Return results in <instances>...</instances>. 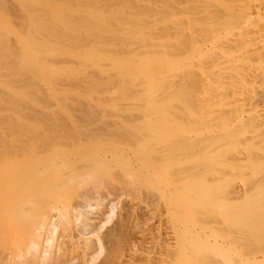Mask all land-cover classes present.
Listing matches in <instances>:
<instances>
[{
    "label": "rangeland",
    "instance_id": "1",
    "mask_svg": "<svg viewBox=\"0 0 264 264\" xmlns=\"http://www.w3.org/2000/svg\"><path fill=\"white\" fill-rule=\"evenodd\" d=\"M4 1L10 3L12 0H0V16L16 22V14L6 9ZM112 1L114 6L111 0H48L49 4L65 6L69 12L70 9H80L83 11L80 14L85 15L89 13L88 9L92 13L97 6L100 13L109 2L112 5L108 9L122 20V9L117 6L121 0ZM147 1L154 5L153 8H160L162 1L168 0ZM175 4L173 11L179 18L189 10L179 0ZM65 7L61 8L66 10ZM140 8L142 14L148 11L145 7ZM36 9L29 10L35 13ZM103 12L107 14V11ZM38 13L37 18L42 17L44 22L48 20L45 25H52L49 21L52 15L49 16L48 11ZM117 15H113L111 22L119 19ZM110 24L105 22L101 33L107 35L110 34V31L106 34L109 27L112 30L118 28L116 23L113 27ZM82 25L81 28L78 26L80 29L74 25L78 30H74L73 35L81 32L77 36H73L69 29L70 33L67 28L56 24L54 27L53 24L52 30L46 26V33L40 32L34 38L39 36L48 49L49 43L53 46V43L61 42L62 48L70 53L76 51L80 54L77 51L80 48L88 52L98 43L100 32L94 30L98 35L92 37L95 28L91 26L89 32L93 33L87 37L88 26L87 30L86 27L82 30ZM15 29L19 33L25 32L19 27ZM5 31L9 29H0V212L6 220L5 223L0 220V262L20 264L23 260H30L32 252L36 257L33 255V263L29 264H117L119 251L126 249L140 231L145 233H142L146 239L143 238L144 246L156 250L168 237L176 233L183 235L192 228V172L196 167L193 162L201 155L195 156L191 144L197 133L203 134L204 129L212 127L214 122H203L206 120L205 111L199 106L194 107L195 104L190 105L191 108L181 105L178 99L187 103L195 101L200 95L199 90L173 89L169 87L170 77L157 78L151 92L154 100L160 101L154 105L146 104L147 92L139 90L136 85L140 79L117 76L118 72L112 71L107 61L95 63L96 67L90 64L91 61L88 65L80 62L83 66L75 52L77 60L73 59L74 56L71 59L67 56L69 58L64 60L63 56L70 54H64L65 51L52 56L53 52H49L52 49L41 52L42 56L37 53L39 62L41 58L46 60L50 53L51 58L57 60L52 59L51 63L47 60L48 64L69 70H63L68 71L67 74L43 78L40 68L38 75L31 63H21L19 58L22 55L13 42L14 35L9 36L10 33ZM82 31L87 33L86 37L81 35ZM111 32L113 37L112 33L109 37L103 38V34V39L100 37V44L104 45L99 44L98 49L103 53L117 54L131 44L128 37L125 36L127 41L121 39L124 37L121 31L119 39L115 36L119 33ZM133 46L140 45L134 43ZM94 50L93 47V54ZM40 64L37 67L42 66ZM5 144L12 148L7 149ZM204 162L202 157L200 169H204ZM203 179L204 176L200 180L202 189ZM69 216H72L70 220ZM184 218L186 225H182ZM11 225L16 230L9 235L6 230ZM52 226L54 231H50ZM252 229L258 232L260 227ZM33 242L39 244L38 251H31L33 249L29 246ZM85 244L92 245V248L89 247L91 251L86 250L84 254Z\"/></svg>",
    "mask_w": 264,
    "mask_h": 264
},
{
    "label": "bare ground",
    "instance_id": "2",
    "mask_svg": "<svg viewBox=\"0 0 264 264\" xmlns=\"http://www.w3.org/2000/svg\"><path fill=\"white\" fill-rule=\"evenodd\" d=\"M123 1H118L120 4H117L122 9L120 14L122 20L108 9L114 2L112 0V4L108 2L106 3L108 7H103L107 14L103 12V9V11L100 9L101 12L98 13V6L97 9L94 8L97 14L94 12L92 14L89 9H84L89 12L87 15L80 14L82 11L80 9H73L74 12L70 9V12L76 14H74L75 17L65 6L58 4L60 6L58 11L57 4L50 3V5L48 0L47 2L12 0L10 3L4 1L6 9L16 14L14 16L16 22L9 21L8 18L7 21L6 17L0 16V29H9L5 32L10 33L9 36L11 34L15 36V39L14 36L11 38L20 49L18 52L22 58L20 59L18 54L17 57L19 56L21 63H31L30 66L34 72H38V75L41 73H39L40 68L43 71L41 73L43 78L56 77L65 73L64 69L69 70L67 67V69L62 68V64L61 69L55 68L53 64L52 67L48 62L57 60L55 57L51 58V55L56 56V52L65 51L64 54L70 52L62 48L61 42L57 43L59 46L56 43L52 46V43L47 42L48 45L51 44L48 49L39 36L34 38L35 35L37 36L40 32L45 34V29L52 28L53 24L54 27L56 24L61 28H67L66 31L69 29L73 35V32H76L74 30L80 29L83 23L82 30H87L88 26L86 31L88 34L82 31L81 35L87 34L86 36L90 37L94 30H99L100 34L94 31L91 35L99 36H97L99 41L95 38L98 43L95 45L97 48L93 46L94 54L93 47L92 50L89 49L90 53L83 52L87 50L83 48L77 50L81 55L74 51L77 54L76 57H79L78 62L83 64L87 62L86 65H88L90 63L88 61H91L90 64L93 63L92 65L96 67L99 62L107 61L108 67L110 65L112 71L118 72L117 76L140 79L136 85L139 90L147 92L144 101L146 104L154 105L160 101L154 100L153 92H151L157 84V78L161 80L166 76L170 77L172 81L169 87L173 89L197 88L200 92L195 101L190 103L184 99L182 101V98L178 99L181 105H189L191 108L190 105L195 104L194 107L199 106L202 111H205L206 120L203 122L207 120L214 122L212 127L204 129L203 134L197 133L194 139L195 144L194 141L191 144V146L194 145L195 156L201 155L200 158L196 156L193 162V167H196L192 172L194 203L192 228L183 235L176 233L168 237L164 241L165 244L163 242L162 246H157L156 250L153 247L147 249V246H144L146 239L143 234L145 233L142 232V234L140 231L142 235L139 233L140 236L133 237V241L129 242L126 249L119 251L117 264H264V0H179L189 8L180 18L173 11L176 9V0L162 1L163 5L160 8H153L154 5L147 0ZM32 7L37 8L36 11H40V14L41 11H48L49 16L52 15L51 20L49 19L52 25L48 26V23L45 25L48 20L44 22L40 16V19L37 18L39 13L29 10ZM61 7H65L66 10ZM140 7H145L148 11L142 14ZM135 9L138 12L134 11ZM67 10L68 14L73 16L71 22L69 21L71 16L65 14ZM76 10L79 11V17ZM82 15L85 16L80 18ZM113 15L119 18L115 19L116 22H111ZM125 19L126 21L123 22ZM78 22L81 24L78 25ZM105 22L112 23L110 24L112 27L118 25V28L113 30L116 33L121 31L124 37L119 33V36L115 34L116 38L122 37L124 41L126 36L131 42L129 46L121 49L122 52L117 54L113 52L115 54L108 55L107 51L103 53L98 49ZM74 25L78 29H75ZM91 26L95 28L93 31L90 30L92 33L89 32ZM15 27L25 32L19 33ZM108 29L106 34L108 31L111 34L112 28ZM69 30L68 33H70ZM78 33L81 32L73 36H77ZM110 34H107L108 37ZM81 35L79 34L80 37ZM111 36L113 37L114 34L112 33ZM34 39L39 40V43ZM134 43L140 46H133ZM50 47H56V49ZM47 49L48 51L52 49L49 52L53 53L51 55L48 53L46 60L41 58L39 62L41 52ZM96 49L98 52H95ZM61 52L58 54L61 55ZM74 52L73 55L71 53V55H64V60L67 56L70 57L67 59H71L75 55ZM37 53H40V56ZM76 57L74 56L73 59L77 60ZM80 58L83 61H79ZM42 60L44 66L40 64ZM39 64L43 67H37ZM67 66L70 67L69 64ZM44 68L47 70L45 71ZM70 70L71 73L72 69ZM98 70L102 71L100 68ZM5 149L4 147L2 151L4 152ZM41 151L45 150L41 149ZM202 157L205 159L202 165L204 169H200L199 165ZM203 176L202 189L200 180ZM0 215V220L5 223L6 220L1 212ZM71 217L69 216L68 219ZM185 219L182 220V225H186ZM53 226L50 231L55 230ZM254 226H259L260 230L253 231ZM14 227L11 225L6 230L7 234L12 235L16 230ZM37 240L36 238V242ZM49 242L51 240H48ZM38 245L33 242L32 247H29L34 252ZM91 246L86 245L84 254L86 250H90ZM163 248H165L164 251ZM33 255L35 256V253L31 252L30 260H23L24 262L21 261L20 264H29L34 258ZM3 263L5 262H0V264Z\"/></svg>",
    "mask_w": 264,
    "mask_h": 264
}]
</instances>
